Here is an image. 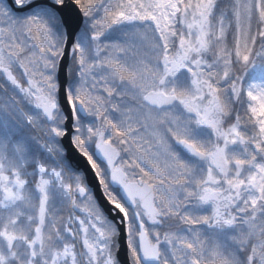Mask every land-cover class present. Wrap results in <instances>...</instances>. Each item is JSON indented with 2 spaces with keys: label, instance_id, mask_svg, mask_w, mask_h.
<instances>
[{
  "label": "snow or ice",
  "instance_id": "obj_1",
  "mask_svg": "<svg viewBox=\"0 0 264 264\" xmlns=\"http://www.w3.org/2000/svg\"><path fill=\"white\" fill-rule=\"evenodd\" d=\"M264 264V0H0V264Z\"/></svg>",
  "mask_w": 264,
  "mask_h": 264
},
{
  "label": "water",
  "instance_id": "obj_2",
  "mask_svg": "<svg viewBox=\"0 0 264 264\" xmlns=\"http://www.w3.org/2000/svg\"><path fill=\"white\" fill-rule=\"evenodd\" d=\"M118 243L119 247L117 248V258L122 264H129V251L127 242L125 240L123 230H121V233L118 237Z\"/></svg>",
  "mask_w": 264,
  "mask_h": 264
}]
</instances>
